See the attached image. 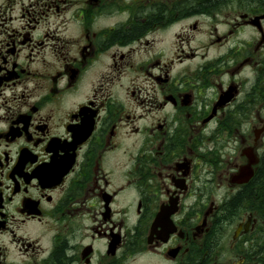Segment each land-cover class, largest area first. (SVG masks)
Returning <instances> with one entry per match:
<instances>
[{
	"label": "flooded vegetation",
	"instance_id": "obj_1",
	"mask_svg": "<svg viewBox=\"0 0 264 264\" xmlns=\"http://www.w3.org/2000/svg\"><path fill=\"white\" fill-rule=\"evenodd\" d=\"M256 183L264 0H0V264H244Z\"/></svg>",
	"mask_w": 264,
	"mask_h": 264
},
{
	"label": "trees",
	"instance_id": "obj_2",
	"mask_svg": "<svg viewBox=\"0 0 264 264\" xmlns=\"http://www.w3.org/2000/svg\"><path fill=\"white\" fill-rule=\"evenodd\" d=\"M256 188L258 189L259 187V198L261 199V204L258 202V197H256L255 200L254 199V209L258 212H260L261 214L263 213V217H264V185L263 183H256L255 184ZM239 193L236 194V196L232 199L233 202L238 201L239 200ZM261 215V218H263ZM260 239V240H259ZM255 242H259V245L255 246L254 250H247V251H243V254L245 256V261L244 264H249V261L252 259L254 260V264H264V231L262 232V234H260L259 237L256 238Z\"/></svg>",
	"mask_w": 264,
	"mask_h": 264
},
{
	"label": "water",
	"instance_id": "obj_3",
	"mask_svg": "<svg viewBox=\"0 0 264 264\" xmlns=\"http://www.w3.org/2000/svg\"><path fill=\"white\" fill-rule=\"evenodd\" d=\"M252 175V170L247 168H241L239 173L236 175V181L239 183L245 182Z\"/></svg>",
	"mask_w": 264,
	"mask_h": 264
},
{
	"label": "rangeland",
	"instance_id": "obj_4",
	"mask_svg": "<svg viewBox=\"0 0 264 264\" xmlns=\"http://www.w3.org/2000/svg\"><path fill=\"white\" fill-rule=\"evenodd\" d=\"M227 253V252H226Z\"/></svg>",
	"mask_w": 264,
	"mask_h": 264
}]
</instances>
